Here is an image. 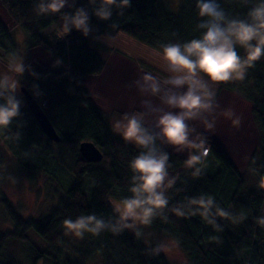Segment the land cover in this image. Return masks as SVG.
I'll use <instances>...</instances> for the list:
<instances>
[{
	"label": "trees",
	"instance_id": "16d2710c",
	"mask_svg": "<svg viewBox=\"0 0 264 264\" xmlns=\"http://www.w3.org/2000/svg\"><path fill=\"white\" fill-rule=\"evenodd\" d=\"M0 1L15 27L29 37L27 58L32 50L42 48L54 63L57 59L62 62L58 67L43 66L38 61L31 63L30 58L31 69L37 77L30 74V83L26 86L61 135V143L47 138L26 101L18 94L22 101L20 116L7 128H0L1 145L27 176L35 178L43 173L61 179L62 189L66 191L53 213L38 221L24 219L11 202L0 199V213L12 222L11 232L5 234L0 230V264H17L4 259L7 237L30 241L29 234L33 231L47 243L49 251L33 247L28 259L30 264H40L41 259L46 260L45 264H89L98 256L103 258V264H169L164 252L148 255L144 240L137 239L131 230L120 234L104 231L98 236L85 233L82 238L72 235L73 239L69 238L71 234H65V219L74 220L89 214L107 219L115 215V205L131 195L129 162L139 149L113 131L106 113L96 105L84 83L86 78L100 76L107 68L106 59L92 37L84 38L73 31L63 38L59 28L62 14H36L37 0ZM220 3L231 16L243 17L250 7L241 0H220ZM76 4L86 6L87 0H76ZM113 20L119 24L113 34L123 32L159 52L161 44L184 42L201 34L196 27L200 18L195 0H180L176 7H171L168 0H131V7L125 9L122 16L114 14ZM91 23L99 33L113 31L108 28L111 21L100 22L93 17ZM13 31L0 21L3 59H12V53L21 55ZM103 45L107 52L111 49ZM237 52L242 57L245 55L239 47ZM216 86L218 91L225 88L254 101V119L263 139L249 164L253 179L248 181V176L238 170L226 150L213 139L207 138L210 149L198 178L186 168L185 158L161 145L170 155L168 171L178 177L166 194L169 207L185 201L186 197L207 194L235 215L243 213L246 219L237 224L218 219L223 231H216L199 215L183 218L165 210L167 221L157 217L149 227L158 234L175 238L187 254L189 264H264V227L256 223L264 209V190L259 187L264 176V56L247 69L244 80ZM83 141L95 142L104 160L87 162L79 152ZM65 157L69 159L65 161Z\"/></svg>",
	"mask_w": 264,
	"mask_h": 264
},
{
	"label": "clouds",
	"instance_id": "9594fccd",
	"mask_svg": "<svg viewBox=\"0 0 264 264\" xmlns=\"http://www.w3.org/2000/svg\"><path fill=\"white\" fill-rule=\"evenodd\" d=\"M241 3L250 5L243 17L229 15L220 0H195L200 18L196 27L200 36L160 45V58L168 77L161 80L150 72L143 73L133 82L139 93L146 97L142 101L143 110L123 113L112 122L113 131L139 149L129 162L131 195L115 205L113 217L105 219L89 214L74 220L65 219L66 235L82 238L85 233L98 236L104 231L120 234L131 230L137 239H143L140 226L151 225L157 217L167 221L165 210L183 218L199 215L216 231H223L218 219L232 224L246 219L243 213L235 215L207 194L186 197L185 201L169 207L166 192L178 177H170V155L161 147L166 145L176 152H187L185 166L194 178H198L209 147L207 138L189 122L199 121L213 129L217 120L224 118L234 127L241 125L242 117L233 108H220L214 87L244 80L247 69L264 56V0H241ZM130 7L131 0H87L86 6L79 7L76 0H37L34 11L38 15L61 13L59 28L63 38L76 31L84 38L92 37L94 43H108L116 39L113 32L119 29V24L113 20L114 14L122 16ZM93 17L100 22L111 21L108 28L113 31L99 33L91 23ZM237 47L244 50L243 57ZM61 63L57 59L53 66L58 67ZM9 68L21 77L25 72L37 77L31 66L20 60L16 53H12ZM20 87L18 80L0 76V128H7L20 116ZM153 97L158 98V104L153 102ZM259 187L264 190V176ZM256 223L264 227V216L257 217ZM175 243L178 247V241ZM167 249L169 244L161 241L154 247L149 245L146 251L148 255L156 256Z\"/></svg>",
	"mask_w": 264,
	"mask_h": 264
},
{
	"label": "rangeland",
	"instance_id": "374dc122",
	"mask_svg": "<svg viewBox=\"0 0 264 264\" xmlns=\"http://www.w3.org/2000/svg\"><path fill=\"white\" fill-rule=\"evenodd\" d=\"M168 1L171 7H176L180 2V0ZM0 21L7 25L10 30L15 26V22L9 16L1 1ZM12 34L18 40L19 48H21V55L17 54V57L25 62L26 65H31L35 60L31 52V63L30 58H27L26 46L29 37L21 29L13 31ZM114 35H116L114 41L95 43L97 48L101 50L104 59H106V70L100 76L86 78L84 82L96 105L106 113L111 128L113 120L121 114L143 110L142 101L146 97L139 93L134 86L133 82L136 79L145 72H150L161 80L166 79L169 75L160 58L161 52L145 43H140L123 32ZM103 44H106L111 49L107 52ZM40 49V51H36V58H38L39 63L43 66L54 65L53 58L42 48ZM3 54L4 51L0 50V76L7 75L18 80L21 86L18 88V92L24 98L21 88L28 86L30 83V73L25 72L23 77H21L18 73L11 71L9 62L12 59L8 57L1 58ZM46 57L49 58L47 63L40 59H46ZM214 87L217 92V86L215 85ZM218 92L219 95L216 96V99L220 108H233L242 117L241 125L238 128L234 127L231 121L224 118H219L213 129L206 128L199 121H190L189 123L196 128L197 132L209 140L213 139L219 146H222L238 170L243 175L246 174L248 176L247 180L251 181L253 176L249 164L254 153L260 148V143L263 139L262 134L259 132L258 123L254 119V101H249L242 95L227 91L225 88H221ZM151 99L154 103H159L158 98L153 97ZM56 125L59 128L58 122H56ZM117 135L120 136L119 134ZM131 145L136 148L134 144ZM207 145L210 149L208 142ZM170 149L178 156L187 158V152H176L172 148ZM67 159L69 157H65L64 160L66 161ZM169 175L170 177L174 176L172 172H169ZM62 187L61 179L50 178L43 173L38 174L35 178L27 176L20 167L18 168L16 161L9 152H6L0 142V199H7L11 202L24 219L43 220L50 213H53L59 200L66 193L65 188L62 189ZM262 216H264V209ZM0 230L5 234L12 231V222L9 221L3 212L0 213ZM141 230L144 233L143 240L145 245L155 246L156 243L161 241L169 244V249L163 251L167 255L169 264H189L190 261L187 254H185L181 244L177 247L175 238L165 234H158L149 226H141ZM29 236L30 241L23 242L7 237L6 249L3 251L5 261L14 260L17 264H30L28 259L32 256L33 247L40 251H49L47 243L35 231L31 232ZM69 238L73 239L72 235ZM41 261L40 264H45L46 260L43 261L41 259ZM89 264H103V258L101 256L95 257Z\"/></svg>",
	"mask_w": 264,
	"mask_h": 264
},
{
	"label": "water",
	"instance_id": "95a60500",
	"mask_svg": "<svg viewBox=\"0 0 264 264\" xmlns=\"http://www.w3.org/2000/svg\"><path fill=\"white\" fill-rule=\"evenodd\" d=\"M24 99L33 113L37 122H39L42 131L45 133L49 140L55 143H61L62 137L57 132L53 122L48 118L42 105L33 96L32 92L27 87H22ZM79 152L82 157L89 163H100L104 160V154L99 150L95 142L83 141L79 146Z\"/></svg>",
	"mask_w": 264,
	"mask_h": 264
},
{
	"label": "crops",
	"instance_id": "0c3cea01",
	"mask_svg": "<svg viewBox=\"0 0 264 264\" xmlns=\"http://www.w3.org/2000/svg\"><path fill=\"white\" fill-rule=\"evenodd\" d=\"M13 30L17 31V30H19V28L14 26L13 29L10 30V32H12ZM40 50H41L40 48H35L34 50L31 51V54L33 55V58H34L35 62L38 61V58H36L37 57L36 56V51H40ZM40 59L43 60L45 63H47L49 61V58H47V57H46V59H42V58H40Z\"/></svg>",
	"mask_w": 264,
	"mask_h": 264
}]
</instances>
